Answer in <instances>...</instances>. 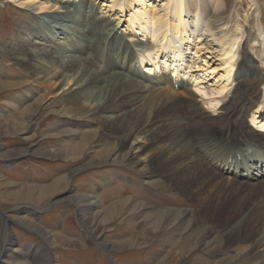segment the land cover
Masks as SVG:
<instances>
[{
	"label": "bare ground",
	"instance_id": "bare-ground-1",
	"mask_svg": "<svg viewBox=\"0 0 264 264\" xmlns=\"http://www.w3.org/2000/svg\"><path fill=\"white\" fill-rule=\"evenodd\" d=\"M97 1L8 0L26 11L31 21H38L44 27L31 29L28 24L18 25L13 37L16 47L0 46V55L5 59L0 62V93L15 90L18 95L15 97L17 101H10L14 110L11 114L13 118L9 120L6 116L9 121L0 126V138L21 135V132H38L44 127L41 122L35 123V120L47 112V118H58L47 129L52 133L42 140L57 139L56 145L60 150H45L41 155L68 163L80 162L86 155L90 159L83 168L73 170L48 185H24L10 192L7 195L8 203L28 201L44 210L63 201L71 202L84 211L83 218L90 217L88 223L92 229L101 225L105 227L118 216L110 217L107 211L98 209L102 205L98 195L76 194L58 198L61 192L71 186L70 179L73 176L93 167L91 164L98 159L102 158L97 162L98 165L106 163L104 156L118 160V166H129L146 179L151 178L149 175L154 168L152 163L155 166H168V169L171 168L168 175L174 178L176 184L182 187H188L186 183L192 184L190 192L195 196L193 201L196 210L200 214L201 209L206 210L205 217L200 219L193 211L180 212L168 208L154 207L146 212L150 208L147 209V204L122 196L111 202L109 214L118 210L120 212L122 209L118 205L123 206L126 199L125 214L137 216L141 212L146 215L149 218L147 225L155 235L163 230L178 231L179 237L163 249L154 246L158 254L162 255L159 264L170 259L176 246L193 241L194 235H187L186 231L196 229L191 234L196 232L197 236L203 235V230L217 221L214 219L223 214L225 209L229 212V219L225 222L228 221L230 227L226 233H232V236L242 229L250 214H256L251 220L255 222L252 228L259 224L258 230H250L256 233L254 239L247 241L246 234L240 237L235 242V256L229 260L224 258L222 262L264 264V132L255 131L250 123L252 121L256 126L264 127V96L262 102L250 97L242 102L240 94L245 90L241 88V83L247 76L243 75L245 67L241 62L236 67L240 49L246 44L250 47L260 46L256 58H253L260 65L264 64L263 13L258 0H250L249 7L255 15L258 34H252L248 41L239 24L231 27L232 23L224 13V0ZM72 6L74 8L70 10ZM105 6L108 7L106 13L103 10ZM110 16L114 17L116 23L108 21ZM55 17H62L60 20L64 25L59 24ZM249 18L247 14L245 21L249 22ZM2 65L9 69L3 70ZM213 79L215 81L212 84L207 83ZM92 85H95V92L89 90ZM162 89L169 90V93ZM35 90L38 91L33 94ZM39 94L44 97L39 99ZM180 95L185 99L182 108L177 104ZM198 97H206L202 99L206 109H200ZM57 98L67 100L71 107L67 104L63 106L64 102L61 106L54 103ZM37 100L40 102L34 103ZM248 100L250 103L247 105ZM74 116H79L82 121L72 124ZM231 119L232 124L237 121L236 125L240 124L241 127L244 125L242 122L247 124V137L245 134L235 137L239 132L226 137L228 134L222 131L215 136H207L211 128L229 126ZM89 124L94 129L83 131ZM105 125L113 133V139L119 134L120 137L114 139L112 144L117 143L119 151L110 150V147L96 150L97 146H104L103 139L111 138L109 131L103 132ZM188 129L199 130L204 134L191 140L186 135ZM238 139L245 141L231 144ZM105 144L109 146L110 140ZM30 147L0 155V159L8 162L20 159L33 151ZM129 154L135 160L126 159ZM109 173L112 175L104 178L106 183L100 186V191L113 185V182H123L118 180L119 176L129 187L145 183L148 186L141 188L150 189V184L148 181L143 182L144 179L135 178L130 182L127 177L116 175L118 170ZM165 182H154L157 192L163 186L166 189L171 187ZM14 187L18 186H6L8 189ZM151 187L153 189L152 183ZM256 192L261 196L254 199ZM111 194L109 192L106 197H113ZM154 194L157 197L164 195ZM52 198L54 204L45 205ZM160 203L164 204V201ZM135 204L136 208H131ZM245 205L247 211L240 215ZM87 206L88 209L85 208ZM41 210L44 214L49 209ZM37 215L40 213L33 214L34 217ZM108 219L112 220L103 223ZM176 221L181 223L173 227ZM5 223V235L10 236L8 217ZM20 223L24 226L30 221L27 223L22 219ZM134 230L125 239L122 235L117 236L119 242L115 249H120V246L127 250L133 248L136 245ZM45 237L47 243L53 242ZM7 241L9 244L6 243L0 249V264L7 263L2 258L14 244L13 240ZM197 244L194 249H197ZM46 247L45 243L44 251L37 250L33 254L29 253L31 256L27 254L25 259L9 264H53L55 257L50 255ZM205 248H212L214 254L225 251L223 243L218 245V241L205 242ZM182 257L176 259V264Z\"/></svg>",
	"mask_w": 264,
	"mask_h": 264
},
{
	"label": "rangeland",
	"instance_id": "rangeland-1",
	"mask_svg": "<svg viewBox=\"0 0 264 264\" xmlns=\"http://www.w3.org/2000/svg\"><path fill=\"white\" fill-rule=\"evenodd\" d=\"M224 1V13L228 17V21L230 20L232 23L231 27H234L239 24L244 29L246 41L249 40V37L252 34L257 35L258 32L255 26V15L252 14L249 8L250 0ZM258 2L262 9L263 14L261 15V17L263 19L262 24L264 26V0H258ZM97 3H99V0L97 1ZM14 4L12 2H8V0H0V46H7L8 48L10 46L16 47L13 37L17 32L18 25L24 26L25 24H28L31 29L44 27V25H42L38 21H31V17L27 16L26 11L19 9L18 7H16V4ZM101 5H103V3H101ZM107 6H105V9H103L105 13L108 12ZM73 8L74 6L70 7V10H72ZM247 14H249L250 16L249 22L245 21ZM60 18L62 17L56 18L58 20V23H62L64 25ZM108 21L111 23H116L114 21V17L112 16H110ZM259 48V45L258 47H250L246 44L243 48L240 49L239 57L237 58L238 62H241L242 65L245 67L243 75L247 76V78L243 79V83H241V88H244L245 90L244 93L240 94L242 102L247 97H250L256 102L261 101L264 94V64L260 65L253 58H256ZM251 60L252 64L250 62ZM2 61H5V59L2 58L0 55V62ZM88 61L90 62V60ZM5 65L8 64L6 63ZM3 67V70L9 69V67ZM16 72L22 73L20 70H16ZM250 74H252V77L250 76ZM214 81L215 79H213L210 84H212ZM49 87L50 86H48V88ZM89 90L91 92H95V85H92ZM37 91L38 90L33 91V94H35ZM161 91L169 93V90L167 89H162ZM179 94L180 92H178V95ZM17 96L18 95L15 90L0 93V126H2L4 123L6 124L7 121L13 118L11 114H13L14 110L12 109L13 107L10 106V101L16 100L15 97ZM43 97V94L38 95L39 99ZM202 99L203 97H198V100L200 101V109H206V105L202 104ZM62 100L63 98H57L56 100H54V103H58L61 106L63 104L62 102H64L63 106H66L67 100ZM36 102H40V100H37L34 103ZM184 102L185 99L182 98V96L180 95L177 102L180 108L183 107ZM249 103L250 101L248 100L247 105ZM67 106L71 107V104L68 103ZM47 114L48 113L46 112L44 113V115L36 118L35 123L41 122L42 126L44 127H42L43 129H40L38 132H21V135L19 133L14 136L5 135L4 137L0 138V155H5L7 153L19 149L24 150L30 146H32L30 148L31 150H33L32 152L28 153L27 156H24L17 160L8 162L1 161L0 159V198H3V200L0 199V212H2L0 214V249L6 243H8V239L13 240L14 242V244L10 246V249H13L12 251H14V253H12L11 250L6 251V255L2 258L3 261L7 262L6 264H9L14 261L17 262L19 260H22L23 258L25 259L27 257V254H33L35 253V251L37 252V250L44 251L45 243L47 245L46 250L50 253V255H53L55 257V261L53 264H159V257H162V255L160 253L158 254V252L154 249V246L157 245L160 247V249H163L166 244L170 242L172 243L175 238L177 239L179 237V232H176L174 230L166 232L165 230H163L160 231L157 235H155L153 229H151L150 226L147 225V219L149 218H146V215L142 214L141 212H139L137 216H127L125 214L126 199L124 200L123 206L118 205V208L122 209L120 212L118 210L116 213L109 214V210H111V202L114 203L117 199H121L122 197H126L127 199H137L139 201H142L144 204H147V209L149 207L150 208L146 212H150L149 210L155 207L158 209H176L180 212H185V210H188L189 212L193 211L197 217H200V219L207 215L205 213L206 210L204 209H201V214L200 211L196 210L197 208L193 201V197L195 196L194 194L192 195V193L190 192L192 184L184 182L188 185V187H185L184 184L183 187L181 186V184H176L175 180H173L174 178H171V176L168 175L171 172V168L168 169V166H158L157 164V167L155 166L156 164L152 163L155 169L152 168L151 175H149L151 178L146 179L140 177L138 172L132 170L127 165L118 166V160H111V158L107 156H104V160L106 163L98 165L97 162L100 161L102 158L98 159L93 164H91L93 167L81 170L75 176H73L70 179L71 186L68 187L65 191L61 192L60 196L58 197L63 198L74 196L76 194L87 196L98 195L99 198H101L102 203V205L98 207V209H100L101 212L107 211L106 213L110 217H113V215H115L116 217L118 216L116 220H114V222L106 225L105 227L101 225L96 228L94 227L93 230L91 224L88 223L90 217L87 216L83 218L84 211H81L79 209L80 207H77V204L71 202L63 201L59 204H54V198H52L49 199V201L45 203V205L54 204V206L50 208H45L44 210L39 209L38 206L28 201L18 202L14 204L8 203L9 200L7 198V195L11 194L13 191L19 190L24 185H48L54 180L60 178L61 176L69 174L73 170L83 168L87 163L90 162V159H88L87 155L83 157L80 162L75 161L70 163L51 158L49 159L41 155V153L45 150H60L58 149L60 147L56 145V143L58 142L57 139L49 138L42 140L43 137H45L48 133V135L52 133L49 132L51 131L50 129L48 131L47 129L52 124H54L58 118L56 117V120H53V118H47ZM3 115L4 117H2ZM6 116L9 118V120ZM73 118L75 119H73L74 121H71L73 122L72 124H77V122L75 121L81 120L79 116H74ZM231 122L232 119L229 121V126H225L222 129L211 128V130L206 133L207 136H215L221 131L223 133L226 132V135L228 134L226 137H231L233 133L238 132L239 133L235 137H238L241 134H245V137L248 136L245 129L247 124L242 122L244 125L241 127L240 124L236 125L237 121L234 124H232ZM82 125L83 124L81 123V126ZM93 129L94 126L89 124V127L83 128L82 130L92 131ZM102 129L103 132L109 131V135L111 138L103 139L104 146H97L96 150H99L104 147H110V150L118 149L119 151L120 147L117 145V143L112 145L114 143V139L120 137L119 134L113 139V133L109 130L106 125L103 126ZM186 131L187 137H189L191 140H195L204 134V132H199V130L188 129ZM107 137L109 136L107 135ZM244 139L249 140V138ZM107 140H110L109 146L105 144ZM245 140L238 139L237 142L233 141V143L231 142V144H241ZM89 153L90 152H88V154ZM126 159L135 160V157L129 154L126 156ZM39 166L41 167L39 168ZM27 167H31V169ZM32 168H36L38 170H32ZM116 170H118V174L116 175H123L124 177H127L130 182H133L132 180L135 178L140 180L144 179L143 182L148 181V183L150 184V189L141 188L148 186V184H143L141 182V186L136 187V185H133L132 187H129L127 183H123V177L119 176L118 180H122L123 182H113V185L107 187L103 191H100V186H103L106 183L104 181V178L108 177V175H112V173L109 172ZM25 172H29V174H25ZM179 177L181 176L179 175ZM161 181H166L165 183L169 184L171 187L168 186L169 189H166V187L163 186L162 190L157 192L155 187L156 184L154 182ZM134 182H137V180H134ZM151 183L153 184V189L151 187ZM14 185L18 187H14L11 189L6 188V186L10 187ZM109 192L112 193L111 195L114 196L106 197ZM155 192L157 195H164L157 197L154 194ZM260 196L261 194H258L256 192L254 199L259 198ZM162 200L164 201V204L160 203ZM137 204H135L131 208L135 209ZM246 205L242 209L243 211L240 212V215L244 214L247 211V209L245 210ZM85 208L88 209V206ZM229 209L231 210V205ZM40 210L48 211L42 214L43 212H40ZM224 211L225 212L223 214L216 216L214 220L217 221L210 223L209 227L203 230V235L197 236L196 232L195 234H191V232L196 231V229H193L192 231H186L187 235H194L193 241L182 244L180 246H176L174 253L170 257V259L162 264H176V259H179L182 256L183 257L178 264H226V262H222L224 261V258H227L229 260L231 259V256H235V252L237 251V248L235 247V242L240 237H244L245 234L248 236V238L246 239L247 241L254 239L256 233L254 234L250 230H258L259 224H257L255 228L254 226L252 228V225H254L255 222L251 219L252 216L256 214H250L247 217L248 221L246 220L247 222L242 226V229L232 236V233H226L230 229L228 221L225 222L229 219V212H227L226 209ZM36 212H39L40 215L34 217L33 214ZM89 215L91 216V211L89 212ZM7 217L8 219H10V227L8 226V229H11L10 236L9 234L8 236L5 235V229L7 224L5 223V219ZM234 217H237V215ZM22 219H25L27 223L30 221V223L23 226L22 223H20ZM173 219L174 217L170 219L171 223L173 222ZM186 219H184V221H186ZM111 220L112 219H108V221H105L103 223H108ZM121 222L123 223L121 224ZM128 222H130V225ZM180 223V221H176L172 225L173 227H177ZM133 230L135 233L134 242L136 243V245L130 250L121 249L122 246H120V249H115L118 247L117 243L119 242V240H117V236L122 235L125 239L128 233ZM222 233L223 236L221 235ZM45 236L49 238V241L53 242L47 243L45 240L47 238ZM123 238L119 239L124 240ZM208 241H218V245H222L223 243L226 252L220 251L214 254L212 248H205V242ZM232 243L235 244L233 245ZM196 244L198 247L197 249H194V245ZM193 249L194 251L189 255V251ZM15 252H17L18 254L15 255ZM163 256L167 255L163 254Z\"/></svg>",
	"mask_w": 264,
	"mask_h": 264
}]
</instances>
